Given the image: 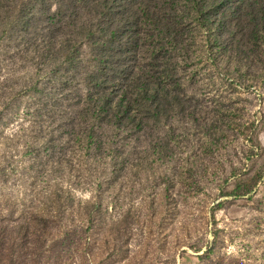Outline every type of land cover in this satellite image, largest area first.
<instances>
[{
	"label": "rangeland",
	"instance_id": "374dc122",
	"mask_svg": "<svg viewBox=\"0 0 264 264\" xmlns=\"http://www.w3.org/2000/svg\"><path fill=\"white\" fill-rule=\"evenodd\" d=\"M4 12L0 264H264V0H231L220 39L180 14L181 103L134 128L80 118L89 47L69 72L42 55L60 22Z\"/></svg>",
	"mask_w": 264,
	"mask_h": 264
},
{
	"label": "trees",
	"instance_id": "16d2710c",
	"mask_svg": "<svg viewBox=\"0 0 264 264\" xmlns=\"http://www.w3.org/2000/svg\"><path fill=\"white\" fill-rule=\"evenodd\" d=\"M230 3L231 0H0V11L14 13L21 22L27 13L40 7L51 19L49 23L60 22L63 36L46 44L42 55L50 56L59 67L60 61H65L69 72H75L73 63L81 62L83 48L89 47L90 61L84 62L89 63L90 70L80 78L88 89L80 118L93 126L102 122L134 128L142 114L160 119L167 114V106L181 103L176 52L185 56L189 53L190 44L184 38L187 27L193 23L220 39L214 28L223 23L222 11ZM183 12L191 15L190 23L181 24L178 16ZM56 29L60 28L50 30ZM140 57L151 58L150 66L135 72L132 61ZM42 257L33 254L37 262Z\"/></svg>",
	"mask_w": 264,
	"mask_h": 264
}]
</instances>
